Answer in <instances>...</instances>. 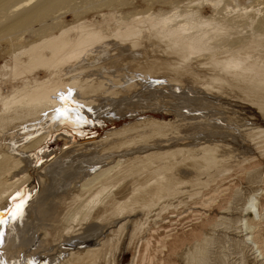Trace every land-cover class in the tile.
Here are the masks:
<instances>
[{
	"label": "bare ground",
	"instance_id": "1",
	"mask_svg": "<svg viewBox=\"0 0 264 264\" xmlns=\"http://www.w3.org/2000/svg\"><path fill=\"white\" fill-rule=\"evenodd\" d=\"M89 1L0 0V264H264V0Z\"/></svg>",
	"mask_w": 264,
	"mask_h": 264
},
{
	"label": "rangeland",
	"instance_id": "2",
	"mask_svg": "<svg viewBox=\"0 0 264 264\" xmlns=\"http://www.w3.org/2000/svg\"><path fill=\"white\" fill-rule=\"evenodd\" d=\"M102 1V0H101ZM153 1V2H152ZM151 2L149 1L148 2V0H124V2H126V6H125V4H123V5H121L120 7H124V8H126V9H121L119 6V10L120 11H122L123 13L124 12H126V13H128V12H131L132 11V13H134V12H140V11H146L147 9H149L150 11H154V12H156L157 11V9L158 8H160L161 6V9H165L166 8V6H165V4H162V3H158V1H156V0H152ZM103 2V1H102ZM248 2V3H247ZM99 3H101V2H99V1H97V0H90L89 2H88V4H89V7L90 8H93V7H95V6H97ZM238 3L240 4V5H242V6H247L249 9H250V7L252 6V7H256L257 6V2L255 1V0H238ZM95 4V5H94ZM232 4H234V3H232ZM232 4H230L229 5V8L230 7H232L233 5ZM128 6V7H127ZM145 6H147V7H145ZM160 6V7H159ZM262 6H264V5H262ZM157 7V8H156ZM136 8V9H135ZM154 8H156V9H154ZM256 8H258V6L256 7ZM260 8V7H259ZM129 9L131 10V11H129ZM260 9H262V10H258L259 12V16H262L263 15V9H264V7H261ZM123 10H125V11H123ZM136 10V11H135ZM158 10H160V9H158ZM128 11V12H127ZM71 14V13H70ZM72 14L71 15H66V17H64L63 19L65 20V21H70L71 19H72ZM70 18V19H69ZM229 218V221H228V224H229V222H230V224H234L233 223V217H228ZM227 221H225V222H227ZM213 245H216V244H219L217 241H216V243H212ZM226 249H225V252H226V255H233V254H231L233 251H231L232 250V248L229 246V247H225ZM228 250V251H227ZM204 253V254H203ZM207 254V255H206ZM203 257V258H202ZM201 258V259H200ZM206 258V259H205ZM202 259H204V260H202ZM205 260H207V261H205ZM216 260H213V258L210 256V254H208V253H206V251H204L203 250V252L200 254V256L198 257V260L196 261L195 260V263L197 262V263H199V264H215V263H217V264H219L218 263V261H216ZM209 262V263H208Z\"/></svg>",
	"mask_w": 264,
	"mask_h": 264
}]
</instances>
